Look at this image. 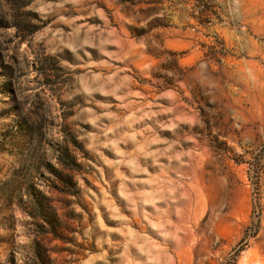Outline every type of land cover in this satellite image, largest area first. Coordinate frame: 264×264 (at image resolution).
Returning a JSON list of instances; mask_svg holds the SVG:
<instances>
[{"label":"rangeland","instance_id":"rangeland-1","mask_svg":"<svg viewBox=\"0 0 264 264\" xmlns=\"http://www.w3.org/2000/svg\"><path fill=\"white\" fill-rule=\"evenodd\" d=\"M0 264H264V0H0Z\"/></svg>","mask_w":264,"mask_h":264},{"label":"trees","instance_id":"trees-1","mask_svg":"<svg viewBox=\"0 0 264 264\" xmlns=\"http://www.w3.org/2000/svg\"><path fill=\"white\" fill-rule=\"evenodd\" d=\"M32 192V194H33V197H34V202H35V204L37 203V204H41L42 202H40L41 200L39 199V194L36 192V189L35 188H33L32 190H31ZM43 201V200H42Z\"/></svg>","mask_w":264,"mask_h":264}]
</instances>
